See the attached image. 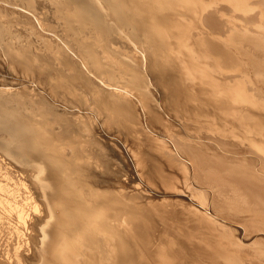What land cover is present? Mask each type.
Returning <instances> with one entry per match:
<instances>
[{
    "label": "bare ground",
    "instance_id": "obj_1",
    "mask_svg": "<svg viewBox=\"0 0 264 264\" xmlns=\"http://www.w3.org/2000/svg\"><path fill=\"white\" fill-rule=\"evenodd\" d=\"M70 2L72 7L71 11L66 9L70 11L66 21L74 29L73 32L75 31V40L63 42L66 45L55 40L59 44H56L54 48L47 47L49 55L45 56L50 61L57 57L59 60L54 61L55 64L53 63L56 66L59 65L58 63H63L60 54L63 55V59L64 56L67 58L64 64L65 68L68 66L75 71L74 75L68 73V77L65 75L67 80L64 77L67 82L68 80L69 82L72 81L73 86L70 84L69 88L71 86L73 88H70V92L77 89V82L72 79L89 75L87 80L90 87H93L90 92L93 94L97 105L93 106L96 107L94 110L84 111L80 109V113H78L77 110L66 109L65 97L63 98L65 101H63V105L66 107L62 109L56 107L53 94H43L41 101L51 99L52 106L61 111L63 117L59 118V115L53 116L52 114V119L47 123L51 129L57 130L58 137L63 139L67 133H70V129H75L73 142L81 154H86L85 151H91L90 147L82 146L83 142L90 143L91 141L95 152L91 151L90 162L88 158L89 163L86 162L85 164L84 160H87L84 158L85 156L81 163L79 161L81 154L75 153V158L69 156L68 154H71L72 151L67 154L68 150L62 144L63 147L58 144L59 149L57 148V150L64 152L63 155L65 154V157L68 158L62 157L56 150L53 151L52 149L55 148L53 143H50L53 146L52 149L51 146H48L49 149H45L43 147L45 144L41 141L43 135L39 134L40 131L38 134L41 139L37 138L36 134L39 128L35 124L33 125L32 121L34 120L28 122L29 120L24 117L23 113V115H19L17 110H13V107L11 108L9 105L10 101L13 100L11 96L14 97L15 93L23 94V88L0 86V208L1 212L4 210L8 213L10 217L8 221H13L14 225L17 226V229L14 228V232H17L18 227L19 229L23 227L22 230L26 229L23 230L24 232L20 230L22 235L25 233L24 237L21 233L15 234L18 236L15 242L18 252L15 259L13 261L7 259V263L40 264L42 261V264H47L49 259L47 257V262H45L46 256L44 257V255L47 251L49 253L50 248L46 250L48 247L46 242H53L54 239V236L51 237L52 235L49 237L50 233L52 234L50 231L52 229L48 231V228H54L53 220L56 218L62 222L63 215L72 214L71 212L66 213L67 210H60L59 205L62 207L65 205L64 203L68 202L66 203L68 207L73 206L75 204L72 199L76 200L81 197V200L82 195L87 199L89 193L83 191L84 189L81 190L85 183L83 185L80 177L82 176L85 182L91 179L88 178V175L91 174V167H97L101 163L104 165V160L108 158L104 159L101 156L102 153L100 154L101 151H105L110 155V159H107L109 163L112 162V159L114 162L119 160V155L123 156L122 159H126L125 166H123L126 168V172L129 166L127 165V155L133 156V160H129V163L132 165L139 182L131 186L122 183L123 188L125 187L126 190L128 188L127 191L123 189L113 191V189L107 191L108 195L106 192V194L104 193L108 197L107 199L110 198V195L112 201L109 200L110 204L104 203L107 204L105 207L107 211L111 213L109 220H104L105 223L101 221L100 217V219L97 218L98 221L93 220L97 222L96 224L100 221L102 225L112 224L114 226L112 233L103 234L98 230L99 238L94 240L95 237L93 238L91 232L90 239L93 238L94 241V243L91 242L92 240L90 241L92 250L83 252L84 259L77 258L75 254H68L67 259L70 264H264V0H132L138 8L136 16L143 20L140 22L142 25L139 21L137 22L136 16L137 19L134 16L130 18V14H127V10L130 9L124 11L125 9H122L124 6L121 8L118 0H70ZM33 13L36 12L33 11ZM2 14L0 13V15ZM17 14L21 16V13ZM35 17L25 18L26 20L29 19L27 21L30 25L37 26L39 29L42 16L40 15L41 21ZM140 26L143 28L141 29ZM86 28H89V31L96 35H104L103 40L99 41L100 46L92 42L87 43L86 36L81 35V33H85L83 31H86ZM143 29L146 32H150L149 29H151L152 35L149 34V37L152 36L153 40L146 39L147 34L144 38L150 42L154 41V45H157L159 50H153L149 46L151 52L148 53L150 50L145 49V41H142L143 44L139 43L138 40L140 39L136 37V32L140 30L142 32ZM70 32L72 33V31ZM141 35L140 37H142ZM64 36L66 35L64 34ZM135 43L142 49H139L140 51L147 52V65H151L156 72L153 75L156 81L153 82L165 87L164 92L171 102L169 106H164L165 103L161 105L155 98L157 92L152 88V85L154 87L155 85L151 81L152 76L149 70L145 74H141L139 67L137 68L135 61L137 54H140L139 58L143 63L144 53L137 52L138 48L135 47ZM18 44L15 43V46ZM123 44L127 45L126 47H129L130 51H123ZM26 46H23L22 49L27 48ZM108 47L121 53L122 56L119 57V61H111L109 56L113 52H109L108 55V50L105 55L110 59L104 58L103 50L105 51ZM10 49L12 51V48ZM31 50L33 49L31 48ZM36 58L35 60H37ZM144 63L146 64V60ZM140 64L139 66H141ZM127 69L134 72L131 78L133 85L130 87L124 85L125 91V89L118 88V72L115 70L125 72ZM93 71L98 73L91 74L90 72ZM69 76H73V78L70 80ZM139 78L144 82H139ZM136 82L141 86L138 87ZM42 83L44 82L42 81ZM38 85L40 84L26 85L27 94L29 96L36 95L39 92ZM69 88L67 87V89ZM26 95L23 94V96ZM70 99L69 101H72ZM32 101L34 100L32 99ZM38 106L39 103L37 108ZM30 110H35V107ZM36 113L34 115H38ZM25 114L27 115L26 112ZM46 117L40 118V120H44ZM76 117L83 118L82 124L79 122L76 124H80L79 127H87L88 132L97 123L101 127L100 130H104V125H106L105 129L114 125L115 130L118 131V136L121 137L118 139L117 135L114 137L111 134L100 133L99 140H95L93 136V139H90L81 132L78 125L72 127L71 122ZM63 120L67 122H64L62 127L58 126L61 129H56V122ZM38 123H36L37 126ZM59 124L61 125V123ZM67 124L72 128H68ZM96 128L92 129L93 135H95ZM43 129L42 127L41 131ZM64 131L66 132L63 134ZM89 133L91 134V132ZM104 138L107 139L106 149L102 147ZM67 140L61 141L67 142ZM70 147L67 146L71 150ZM75 150H77L76 147ZM75 150L73 151L75 152ZM86 156L88 157V155ZM78 163L79 165L76 167ZM73 168H75V172ZM92 180L94 179L92 178L88 184L86 183L87 186ZM78 182L82 183L79 184L80 188ZM141 186L144 187V191L140 188ZM97 187V189H90L91 195L94 193V199H96H93L94 202L98 199L99 202L103 200L101 198L104 194H100V186ZM102 187L101 183L100 190ZM16 189L27 195L25 196L26 199L30 196V199H33L32 195L35 194L34 197L36 196L39 206L36 207L38 209L36 210L34 208L35 203L33 204L34 207L32 205L33 212L30 211L31 213H29L31 217L29 215L28 217L24 216L29 212L28 208L30 210L31 206L26 207V210L22 203H20L21 206L17 205L18 202L16 203L17 206L14 203L11 204L14 205V208H22L23 205V208L28 211L25 212L24 210L25 213L20 210L19 213L10 211L12 206L11 209L7 207L9 204L6 206L5 200H9ZM96 190L98 191L96 192ZM18 191H16L17 195ZM92 191L94 192L92 193ZM55 193L57 195L58 193L63 194V196L58 195V198ZM16 194L12 197L16 198ZM66 195L70 199L72 198L70 206V199L65 200ZM98 195H101V198ZM106 196H104L105 202L108 201ZM24 201L26 202L25 199L22 202ZM28 201L26 202L27 205ZM30 201L32 202V200ZM90 201L92 200L90 199ZM54 202H56V207ZM57 202L60 203L58 206ZM76 202L79 204V200ZM94 202H91V205ZM99 202L96 203L101 206L102 204ZM82 203L85 204L84 201ZM104 204L100 207L101 209ZM81 206L83 207V205ZM77 207H74L75 210ZM85 208L90 209V207ZM16 209L18 210V208ZM77 210L81 213L83 208ZM77 210L73 219L80 215ZM92 213L94 214V212ZM92 213L90 214L94 218ZM16 216L17 219H15ZM20 216L23 218L21 219ZM53 216H56L55 219ZM65 217L68 219V216ZM68 220L64 223L70 222V226L73 221L71 218ZM82 220L84 222L81 221V223H86L89 219H86V222L85 219ZM78 221L80 222V219ZM89 221L87 225L92 222ZM50 223L53 224L52 227L49 226L52 225ZM83 223L80 225L74 221L73 224L74 226L79 224L81 227L85 226ZM80 227H69L67 228L69 230L66 231V228L64 230L68 232L70 229H75L76 232ZM94 227L99 228L96 225ZM83 229L82 232L77 231L76 235L79 236L78 233L80 232L85 233V229ZM91 229L90 231H92ZM62 230L60 229L62 235L65 236L66 233ZM55 231L54 235L57 234ZM71 232H68L67 235H71L69 234ZM61 233L57 235H60L59 237L62 239ZM89 233L85 234L89 235ZM88 235L87 237H89ZM83 236V240L87 239L86 235ZM50 238L52 240H49ZM65 238L68 237L65 236ZM14 239L16 238L14 237ZM68 240L67 243L74 241ZM87 240L89 241V239ZM56 241L55 243H58L60 240ZM79 241H74L77 250L79 249L77 246ZM84 242L88 244L86 241ZM67 243L65 242L66 245ZM74 243H69V246L71 247V244L74 245ZM12 244L14 243L12 242ZM50 244L48 245L51 246ZM54 244L52 246L55 247ZM83 247L81 246V248ZM59 248L63 249V244L57 249ZM54 250L53 252H55ZM1 251L5 250L1 249ZM16 251L13 253L15 254ZM58 251L59 253L56 251L58 255L63 254L60 252L62 250L59 249ZM50 256L56 259L55 263L57 258L61 257L60 255V257L55 256V253ZM60 260H58L60 264H63V259L60 258ZM6 261L4 260L3 263ZM59 262L57 263L59 264ZM51 264L53 263L51 262Z\"/></svg>",
    "mask_w": 264,
    "mask_h": 264
},
{
    "label": "rangeland",
    "instance_id": "obj_2",
    "mask_svg": "<svg viewBox=\"0 0 264 264\" xmlns=\"http://www.w3.org/2000/svg\"><path fill=\"white\" fill-rule=\"evenodd\" d=\"M42 1V2H41ZM50 1V2H49ZM119 1V3H120V5H121V8L124 6V8H122V9H125L124 11H126V9H130L132 12L134 11V8H135V13L133 12H131L130 10H127V14L130 16V18H133V16L135 17L136 16V12H137V5L135 4V3H133L132 2V0H118ZM125 2V3H123V2ZM130 1V2H129ZM128 4H127V3ZM152 2V1H151ZM131 3V4H130ZM124 4H127L126 6L124 5ZM135 6H134V5ZM70 5H72L71 4V2H70V0H48V2H47V0H0V13L2 14V15H0V82L2 83V85H1V83H0V86H5V87H13V88H17V87H22L23 89V94H27V92H26V89H25V86L26 85H36V84H40V85H38L39 86V92L36 94L37 95V97H35L36 95H34V96H29V94H27L26 96H23V94L22 93H15V95H14V97L13 96H11V98H13V100L12 101H10V103H9V105H10V107L12 108L13 107V110H17L16 112L19 114V115H25L24 117L26 118V119H28L27 121L28 122H31L32 120H34V121H32V123H33V125L35 124L36 125V127L37 128H41L40 130L38 129V132H37V138H39V139H41V136L43 135V140L41 139V141H43V144H45V146H43V144H42V146L45 148V149H49V147L51 146V144L50 143H53V146L55 147L54 149H52L53 148V146H51V149L53 150V151H57V153H59V154H61L62 155V157H65V154L63 155V153L62 152H60V151H58L57 150V148L59 149V145L58 144H62L63 146H65V148L68 150L67 151V154H68V152H70V151H72L71 152V154L69 153L68 155L69 156H72L73 158H75V153H77V154H81V152H80V150H78V147L77 146H75L74 145V142H73V140H74V137H75V133H74V131H75V129L74 130H72V129H70V133H67L66 134V136L63 138V139H61L62 137H58L57 135V130L56 131H54L53 129H51V127L50 126H48V122H50V120L52 119V117L54 116V115H56V116H58L59 118H61V117H63V116H61L62 114H61V111H59L57 108H55V107H53L52 106V100L51 99H48V100H44V101H41L42 100V98H43V94H46V93H50V94H53L54 95V99H55V102H56V107H59V108H64V107H66L67 106V110L68 109H71V110H77V111H79L80 109H83L84 111H89V110H94L96 107H93V106H96L97 104L95 103V101H94V98H93V94H91V89L93 88V87H90V85H89V83H88V78H89V75H86L85 77H81V78H75V79H72V80H74L75 82H77L76 83V90H79V91H76V90H74V92L72 91V92H70L71 91V87L73 86V84H72V81L71 82H69V80H68V82L66 81L67 80V77H68V75H67V73L69 74V75H74L75 73V71H73V69L71 68V67H68L67 66V68H65V62H66V60H67V58L64 56V59H63V55H61L60 54V56L62 57V61H63V63L61 64V63H58L59 65H54L55 63H54V61L56 62V61H58L59 59L56 57V58H53V60L51 59V61L48 59L47 60V58H46V56L45 55H49L48 53V48L49 47H56V44H59L60 42H62L61 44L63 45L64 43L63 42H65V41H69V42H73L74 40H75V31L73 32V28L71 27V25L68 23V21H66L67 20V17H68V15H69V13L68 12H70L71 11V7L72 6H70ZM128 6H130V7H128ZM21 8V9H20ZM70 8V9H69ZM132 8V9H131ZM31 9V10H30ZM70 10V11H67V10ZM34 12H36V13H33V11ZM66 10V11H65ZM4 11V12H3ZM21 11V12H20ZM26 11V12H25ZM129 11V12H128ZM30 14H29V13ZM17 13H21V16H20V14H17ZM28 13V14H27ZM64 13H66L67 15H65ZM17 14V15H16ZM27 14V15H26ZM33 14H34V16H36L35 18H37L38 17V20L39 21H41L40 19H41V17H40V15L42 16V22L39 24V29H37V26L35 27V26H32V25H30V23L27 21V20H29L28 18H30V16L31 17H34L33 16ZM134 14V15H133ZM14 15V16H13ZM132 15V16H131ZM66 18H65V17ZM25 17H28L27 18V20H26V18ZM137 17V16H136ZM135 17V19H137ZM25 18V19H24ZM63 18H65L64 20H63ZM139 19V20H138ZM137 19V22L139 21V23L141 22V18H138ZM19 21V22H18ZM143 21V20H142ZM15 23V24H14ZM68 23V24H67ZM141 24V23H140ZM41 25V26H40ZM142 25V24H141ZM66 26H68V27H66ZM140 28L142 29L143 27H141L140 26ZM3 29V30H2ZM37 29V30H36ZM39 30V31H38ZM67 30H69V31H67ZM86 31H83V33L84 34H82L81 33V35H84V36H86V40H87V43H90V42H92V43H95L97 46H100L101 44H100V42L99 41H102L103 40V38H104V35L103 34H100V35H96V34H94V32H90L89 31V28L87 29H85ZM150 30V32H151V29H149ZM149 30H147V31H149ZM70 31H72V33L70 32ZM4 32V33H3ZM70 32V33H69ZM146 30L144 31V29H143V31L141 32V30L140 31H138V32H136L137 33V35H136V37L138 38V39H140V40H138L139 41V43L140 44H143V42H144V44H145V49L147 50V48H148V50H150V51H148V53H150L151 52V48H153V50H159L160 48H158V47H156L154 44H155V42L153 41V42H150V41H148L149 40V38H150V40L153 38L152 36V38L151 37H149L150 35H152V33H150V32H146ZM63 33V34H62ZM138 33H140V35L143 33V35H141L142 37H140V35H138ZM145 33V34H144ZM54 34V35H53ZM64 34L66 35V36H64ZM146 34H147V36H146ZM150 34V35H149ZM153 35H154V33H153ZM57 36H59V37H57ZM63 37V39H64V41H63V39H62V37ZM146 36V37H145ZM53 37V38H52ZM64 37H66V38H64ZM81 37H83V36H81ZM147 39L148 38V40H146L145 38ZM55 38V39H54ZM61 38V39H60ZM68 38V39H67ZM74 39V40H73ZM57 42H59V43H57ZM153 40V39H152ZM151 40V41H152ZM8 41H11V42H9L8 43ZM23 41V42H22ZM29 41V42H28ZM143 41V42H142ZM25 42V43H24ZM26 42H28V43H26ZM12 43H13V45H12ZM15 43L17 44V43H19L18 45L20 46H18V45H16L18 48H19V50H18V48L15 46ZM22 43H24L23 45H22ZM30 43V45H28ZM149 43V44H148ZM11 46H14V47H11ZM33 44V45H32ZM151 44V45H150ZM154 46H153V45ZM22 45V46H21ZM25 45H27L26 47L27 48H24V49H22L23 48V46L25 47ZM64 45H66V44H64ZM124 45V44H123ZM122 45V50L123 51H130V48L129 47H126L125 45L123 46ZM148 47H147V46ZM10 46V47H9ZM36 46V47H35ZM144 46V45H143ZM151 48H150V47ZM7 47H8V51H7ZM29 47H30V49H29ZM48 47V48H47ZM135 47L136 48H138L137 49V52L138 53H140V52H143V51H140V50H142L141 48H140V46L137 44V43H135ZM10 48H12V51H11V49ZM14 48V49H13ZM31 48L34 50V52L35 51H37V52H33V50H31ZM38 49V50H35V49ZM41 48V49H40ZM79 48V47H78ZM150 48V49H149ZM23 50V51H21V50ZM26 49V50H25ZM46 49V50H45ZM112 49V50H111ZM113 49L114 48H111V47H108L105 51L103 50V52L104 53H102V55L104 56V58L106 59V60H109L110 58V60L112 61V60H117V61H119V57L120 56H122L121 55V53L118 51V50H115L114 49V51H113ZM140 49V50H139ZM9 50H10V52H9ZM15 52H14V51ZM41 50V51H40ZM43 50V51H42ZM79 50H81V49H79ZM107 50H108V52H107ZM121 50V51H122ZM139 50V51H138ZM21 51V52H20ZM25 51V52H24ZM39 51V52H38ZM72 51V50H71ZM113 53H112V52ZM13 52V54H10V53H12ZM32 52V53H31ZM41 52V53H40ZM44 52V53H43ZM106 52H107V54L109 53V52H111L112 54V56L110 55L109 57L108 56H106L105 54H106ZM9 53V54H8ZM15 53V54H14ZM34 53V54H33ZM45 53H47V54H45ZM144 53V61H143V63H142V61H141V59L139 58L140 57V54H137V60L135 59V61L137 62V68L139 67V69H140V73L141 74H145L146 73V71L147 70H149V72H150V75L152 76V82L153 81H156V80H154L155 78H153V75H154V73H156L155 71H154V69L151 67V65H147V56H146V53L147 52H143ZM23 56H22V55ZM30 54V55H29ZM36 54V55H35ZM53 54V53H52ZM110 54V53H109ZM108 54V55H109ZM118 55V56H115V55ZM17 55V57H15ZM41 55V56H40ZM23 58H22V57ZM31 56V57H30ZM44 56V60L42 59V57ZM115 56V57H114ZM3 57H5V58H3ZM36 57H38V58H36ZM108 57V58H107ZM17 58V59H16ZM34 58V59H33ZM35 58L37 59V60H35ZM40 58V59H39ZM113 58V59H112ZM138 58H139V61H138ZM31 59V60H30ZM11 60V61H10ZM24 60V61H23ZM29 60V61H28ZM35 60V61H34ZM46 60V61H45ZM145 60H146V64L144 63L145 62ZM46 62V63H45ZM50 62V63H49ZM51 62H52V65H51ZM34 63V64H33ZM48 63V64H47ZM54 63V64H53ZM140 63H142V64H140ZM27 64V65H26ZM38 64V65H37ZM82 64V63H81ZM139 64L141 65V66H139ZM40 65V66H39ZM51 65V66H50ZM64 65V66H63ZM147 65V66H146ZM62 66V68H60ZM14 67V68H13ZM32 67H33V69H32ZM39 67V68H38ZM141 67V68H140ZM143 67V68H142ZM144 67H147V68H144ZM66 70H68V71H66ZM71 68V69H70ZM149 68V69H148ZM13 69V70H12ZM15 69V70H14ZM63 69V70H62ZM145 69V70H144ZM20 70V71H19ZM141 70H143V71H141ZM12 71V72H11ZM25 71V72H24ZM56 72V73H55ZM73 72V73H72ZM115 72H118L117 73V83H118V85H119V87L118 88H120V89H122V90H124L126 87H130V86H132L133 85V79H131L132 78V74L134 73L133 71H131V70H126L125 72L124 71H117V70H115ZM52 73V74H51ZM62 73V74H61ZM91 74L93 73V74H95V73H98V72H96V71H93V72H90ZM22 74V75H21ZM24 75V76H23ZM55 75V76H54ZM65 75H67V77L65 76ZM104 75H106L105 73H104ZM40 79H39V78ZM64 77H65V79L66 80H64ZM14 78V79H13ZM71 78H73V76L72 77H70L69 76V79L71 80ZM41 79H43L42 81L44 82V83H42V81H41ZM100 79V78H99ZM9 80V81H8ZM50 81V82H49ZM57 81V82H56ZM65 81V82H64ZM73 81V82H74ZM143 80H140V78H139V82H141V83H143L142 82ZM7 82V83H6ZM11 82V83H10ZM24 82V83H23ZM58 82H59V84H58ZM4 83V84H3ZM63 83V84H62ZM154 83V82H153ZM26 84V85H25ZM44 84V85H43ZM54 84V85H53ZM70 84L72 85L70 88H69V86H70ZM135 84H138V87H140L141 85L139 84V83H135ZM7 85V86H6ZM43 85V86H42ZM66 85V86H65ZM121 85V86H120ZM126 87H125V86ZM154 85H155V87L152 85V88L153 89H155L156 90V92H157V95H156V97L155 98H157V100H158V102L159 103H161V105H163L164 103V106L166 105V106H169V104L171 103L170 101H169V98L168 97H166V94H165V87H163V86H161V85H159V84H157L156 82L154 83ZM17 86V87H16ZM48 86V87H47ZM54 88H53V87ZM137 86V85H136ZM67 87L69 88V89H67ZM123 87V88H122ZM134 87V86H133ZM132 87V88H133ZM42 88V89H41ZM48 88V89H47ZM51 90H50V89ZM53 88V89H52ZM56 88V89H55ZM73 88V87H72ZM46 89V90H45ZM54 89L55 90H57V94H56V91H54ZM45 90V91H44ZM69 90V91H68ZM76 91V92H75ZM125 91H126V89H125ZM163 91V92H162ZM43 92V93H42ZM90 92V93H89ZM41 93V94H40ZM55 93V94H54ZM60 93V94H59ZM22 94V95H21ZM60 95V98H64L65 97V99H66V102L64 101V99L62 100V99H60V98H58V96ZM61 95H62V97H61ZM41 96H42V98H41ZM83 96H84V98H83ZM90 96V97H89ZM57 97V98H56ZM34 100V101H32V99ZM37 98V100H35ZM39 98V99H38ZM71 98V99H70ZM29 99V100H28ZM31 99V100H30ZM68 99V100H67ZM69 99L70 100H72V101H69ZM20 100V101H19ZM60 100V101H59ZM93 100V101H92ZM32 102V103H30V102ZM35 101H38V102H35ZM48 101V102H47ZM50 101V102H49ZM66 103V104H64V102ZM68 101V102H67ZM16 102V103H15ZM34 102V103H33ZM27 103V104H26ZM38 103H39V106H38V108H37V105H38ZM49 104V105H47V104ZM58 103V104H57ZM168 103V104H167ZM36 105V106H33V105ZM41 104V105H40ZM51 104V105H50ZM66 105V106H64V105ZM31 107H29V106ZM59 105H61V106H59ZM71 107H70V106ZM28 106V107H27ZM46 108H44V107ZM47 106H48V108H47ZM73 106V107H72ZM15 107V108H14ZM23 107V108H22ZM26 107H27V109H26ZM34 107H35V110H30V109H34ZM39 107H42V108H39ZM165 108V107H164ZM36 109H38L37 111V113L35 112L36 111ZM39 109H41V110H39ZM44 109V110H43ZM50 111V113H49V111ZM22 110V111H21ZM42 110H43V113H42ZM52 110V111H51ZM27 113V115H29L28 117H27V115L25 114V112ZM31 111H33V112H31ZM41 111V112H40ZM70 111V110H69ZM20 112V113H19ZM29 112V113H28ZM45 112V113H44ZM53 112V113H52ZM58 112H60V113H58ZM23 113V114H22ZM31 113H33V114H31ZM38 114V115H34V114ZM41 113V114H40ZM48 113V114H47ZM78 113H80V111L78 112ZM40 114V115H39ZM42 114H44V116H42ZM52 114H53V116H52ZM39 116V117H38ZM47 116V117H46ZM51 116V117H50ZM44 117H46V119H44V120H40V118L42 119V118H44ZM30 118V119H29ZM35 118H36V120H35ZM39 118V119H38ZM25 119V120H26ZM75 119V120H74ZM77 119V120H76ZM39 120V121H38ZM46 120V121H45ZM40 121H42V122H40ZM73 122H71V125H72V127L75 125V127H77L76 125H78V123L76 124V122H79V123H81V122H83V118H81V117H76V118H73V120H72ZM39 122V123H38ZM44 122H46L45 124L47 125V127L45 128V124H44ZM64 122H67L66 120L64 121H57L56 122V129H61V128H58V126L59 127H62V124L64 125ZM36 123H38V126H37V124ZM42 125H41V124ZM59 123H61V125L59 124ZM82 124V123H81ZM98 124V123H97ZM96 124V126H97V128H96V126H94L96 129H95V135H93L92 134V129L94 128H91V130H89V132H91V134L87 131V127H79V125H78V128L81 130V132L84 134V135H86V136H88L90 139H93V137H94V139L95 140H99V135H101V134H103V133H105V134H111V135H113L114 137H115V135H117L118 136V131L117 130H115L116 128H115V126L114 125H111V126H113L112 128H111V126H108V127H106V129H105V126L106 125H104V130H100L101 129V127L100 126H98ZM44 125V126H43ZM67 126H68V128L70 127V128H72L71 126H69V124H67ZM81 126V125H80ZM42 127L44 128L43 129V131H41L42 130ZM98 127H100V128H98ZM50 128V129H49ZM110 128V129H109ZM110 130V132H109V130ZM112 129V130H111ZM48 130V132H46ZM50 130V131H49ZM108 130V131H107ZM37 131V130H36ZM39 131H40V133H39ZM54 131V132H53ZM102 131V132H101ZM112 131V132H111ZM43 134H42V133ZM49 132H52V133H49ZM66 131H64V132H62L63 134L65 133ZM107 132H109V133H107ZM41 135H39V134ZM48 133H49V135H48ZM87 133V134H86ZM101 133V134H100ZM114 133V134H113ZM52 134V135H51ZM55 134V136H53ZM68 134H69V136H68ZM73 134H74V136H73ZM98 134V135H97ZM47 135V137H45ZM39 136V137H38ZM50 136H52V137H50ZM93 136V137H92ZM45 137V138H44ZM49 137V138H48ZM69 137V138H68ZM121 136L119 135L117 138L119 139ZM48 138V139H47ZM55 138V139H54ZM58 140H57V139ZM52 139V140H51ZM68 139V140H67ZM81 139V138H80ZM83 140H85L84 138H82ZM117 139V140H118ZM44 140H45V142L47 141V143H45L44 142ZM54 140V141H53ZM57 140V141H56ZM61 140H64V141H66L67 140V142H62ZM50 141V142H49ZM58 141H60L59 143H57ZM106 141H107V139L106 138H104V145L102 146L103 147V149H106ZM49 142V143H48ZM57 143V145H56V143ZM72 143V144H71ZM90 143H91V145H90ZM90 143L89 142H87V143H85V142H83V145L82 146H86V148H88V147H90L91 148V151L92 152H95V151H93L94 149H93V143L90 141ZM69 144V145H68ZM87 144V145H86ZM61 145V146H62ZM90 145V146H89ZM49 146V147H48ZM57 146V147H56ZM62 146V147H63ZM67 146L68 147H70V146H72V147H70L71 148V150L69 149V148H67ZM84 146V147H85ZM75 147H76V149L77 150H75ZM65 148H64V151H66L65 150ZM50 149V150H51ZM73 150H75V152L73 151ZM78 151V152H77ZM91 151H85V153L86 154H81L80 155V157H79V161L82 163L83 162V160L82 159H87V160H84V163L86 164V162L87 163H89L90 162V157H91ZM102 153V154H101ZM100 154H101V156H102V158H104V159H106L107 157L110 159V155H108V153L107 152H105V151H101L100 152ZM110 154V153H109ZM86 155H88V157L86 156ZM90 155V156H89ZM85 156V157H84ZM128 156V161H127V165H129L128 167H127V172L125 171V169L126 168H124L123 166H125V163H126V159L125 160H123L122 159V157H121V155H119V160L117 159V161L116 162H114V159H112V162L110 161V163L108 162V158L106 159V160H104V165L101 163V164H99L98 166L97 165H95V166H97V167H91L92 169L90 170L91 171V174H93V175H91V174H89L88 175V178H93L94 180H92L91 181V183L87 186V184L89 183V181L91 180H86L87 182H85L83 179H82V176L80 177L81 178V181H82V183H83V185H84V183H85V185L84 186H82L81 188V190H83V191H85V192H87V193H89L90 195H91V192H90V189L91 190H93L94 188H98L97 186H100L101 187V183H102V189L100 190V187H99V191H101L100 192V194L101 193H107V195H108V192L107 191H110V190H113V191H115V190H125V191H127L128 190V188H127V190H126V188L124 187L123 188V184L122 183H125L124 185H126V184H128V185H135V184H137L139 181H138V178H137V176H136V174L134 173V169L132 168V165L129 163V160H133V156L131 157H129V155H127ZM84 157V158H83ZM65 158H68V157H65ZM88 158H89V162H88ZM106 161V162H105ZM119 162V163H118ZM83 163V164H84ZM106 163V164H105ZM124 163V164H123ZM74 164H76V163H74ZM79 165V163L76 165V167ZM88 165V164H87ZM122 167H121V166ZM130 165H131V168H130ZM101 166V167H100ZM106 166H108V167H106ZM103 167V168H102ZM104 167H106V168H109V169H106V168H104ZM101 169L102 171H100L99 169ZM96 169H98V170H96ZM105 169V170H104ZM73 170H74V172H75V168H73ZM104 170V171H103ZM102 172V173H101ZM132 173V174H131ZM92 177H91V176ZM97 175V177H95ZM100 175V176H99ZM79 178V179H80ZM101 178H103V179H101ZM99 179V180H98ZM134 179H135V182H134ZM104 180V181H103ZM114 180V181H113ZM127 180V181H126ZM132 180V181H131ZM95 181H96V183H95ZM97 181H98V183H97ZM102 181V182H101ZM122 181V182H121ZM101 182V183H100ZM81 182H78L77 184L79 185H81L82 184ZM87 183V184H86ZM93 183H94V185H95V187H93L94 185H93ZM135 183V184H134ZM80 185H79V188H80ZM92 185V186H91ZM105 186V187H104ZM87 187V188H86ZM89 187H91V188H89ZM113 187H115V188H117V189H115V188H113ZM89 188V192L87 191V189ZM93 188V189H92ZM107 189L108 188V190H105V189ZM110 188V189H109ZM121 188V189H120ZM143 191H144V187L143 186H141L140 187ZM19 189H16V191H18ZM105 190V191H104ZM16 191H13V194H12V196H14L15 194H16ZM20 191V190H19ZM18 191V192H19ZM98 190H96V192H97ZM104 191V192H103ZM15 192V193H14ZM17 192V193H18ZM21 192V191H20ZM19 192V193H20ZM24 192V191H23ZM94 191H92V193H93ZM18 193V195L16 196V198L14 197H10V199L9 200H11V201H9V200H5L6 201V206L9 208V209H11L12 208V210H10V211H14V212H16V213H19L20 211H22L23 213H25V212H28V213H26L24 216H27L28 217V215H29V217H31V215L29 214V213H31V212H33V210L31 209V208H33L34 207V205H35V209L36 210H38L37 208V206H39V205H37L38 204V202H37V200H36V196L34 197V193H33V199H30L31 198V196L30 197H27L28 199H26V197L25 196H27V195H25V194H23V193H20L19 194ZM26 193V192H25ZM105 193V194H106ZM56 195H57V193H55ZM89 194H87V199H86V197H84L83 195H82V197L83 198H85L86 200H88V201H86L85 199H81V200H83L84 201V203H85V201H86V203L85 204H87L86 206H85V204H81V202H83V201H81L80 200V198L81 197H79L78 199H76L77 201L79 200V204H76L77 202H76V200L75 199H72V201H73V203L75 204V205H73L74 207H77L78 205H79V207H77L76 208V210L77 209H81L82 210V208H83V210H82V212L84 213V216L82 217V215H83V213L81 212L80 213V211L78 212V210H77V213L78 214H80V215H77L76 217H75V219H73L74 217H73V215H75V212H76V210H75V208L71 205V203H72V201H71V199L69 198V197H67V195L65 196L66 198H65V200L67 199H70L69 200V202H70V204H69V206L70 207H68V205H66V203H68V202H66V203H64L65 205H63L62 203V205L64 206H62V207H60V203L59 202H57L58 204H57V206L59 205V209L61 210V209H63V210H67L66 211V213H69V212H71L72 214H65V212H64V214H65V216H68V219H72V221H73V223H74V221H75V223L76 222H78L80 225L84 222L82 219H85V222H86V219L88 220H90V221H92L91 223H90V225H91V228H90V225H89V223H88V225H87V222L89 221H87L86 223H83V224H85V226H81L80 227V225L78 224V226H74V224L71 222V225L69 226V223L70 222H67V223H64L65 221H67L68 219H67V217H65L64 215H63V217L61 218V221L62 222H60V221H58L57 220V218L55 219L54 217H56V216H53V218L55 219V220H53L54 221V228L52 227L53 226V224L52 223H50V224H52V225H49V226H51L52 228H48V231L50 230V229H52V230H50L51 232H52V234L50 233V232H48V233H50V235H49V237L51 236V237H53L54 239H55V237H56V239L54 240L53 239V242L55 243V241L56 242H58L59 240V244H61V245H59L58 243H53L52 241H48V243L46 242V244H47V249L46 250H48L49 248V253H45V255H44V257H45V262H47V257H48V259H49V264H51V262L53 263V264H58L57 262H59V261H61L60 260V258H62L63 259V264H70V262L68 261V259H67V255L69 254V255H76V257L77 258H80V259H84V251H90V250H92V246H90V245H92V243L90 244V241L95 237V239L94 240H96L97 238H99V236H98V234H99V232L100 233H103V234H105L106 232H108V233H112V230H113V225L112 224H110V223H107L106 225L104 224V225H102V223H101V221L103 222L104 220L106 221V220H109V216L111 215V213L109 212V211H107V208H105L106 207V205L107 204H110V201H111V196L109 195V199H107L108 197L104 194H102L103 196H102V198L100 197L101 195H98L101 199H103V200H100V202H101V204L103 205L104 203H107V204H104V206L102 207V209L100 208L101 206L98 204V203H96V202H99V199L97 200V201H95L94 202V200H96V199H94V193L90 196ZM23 195V196H22ZM58 195L60 196L61 194H59L58 193ZM57 195V197L59 198V196ZM89 195V196H88ZM21 197V199H20V197ZM61 196H63V194L61 195ZM104 196H106V199L108 200L107 202H105V198H104ZM17 197H18V199H17ZM88 197H90V198H88ZM93 197V198H92ZM26 200V202H27V200H29L28 201V205H27V203L24 201V202H22L24 199ZM63 198V197H62ZM16 199V200H15ZM36 200V202H35V200ZM64 199V198H63ZM62 199V200H63ZM90 199L92 200V201H90ZM94 199V200H93ZM15 202H14V201ZM30 200H32V202L30 201ZM34 200V201H33ZM75 200V201H74ZM110 200V201H109ZM10 203H9V202ZM21 201V202H20ZM81 201V202H80ZM103 201V202H102ZM18 202V203H17ZM91 202H94L92 205H91ZM99 202V203H100ZM109 202V203H108ZM112 202V201H111ZM14 203V205H16V203H17V205H20V203H22L24 206H25V209L27 210V208L26 207H30V210H29V208H28V211H26L23 207V205H22V208H23V210H21L22 208H20V207H16V208H18V210L16 209V208H14V205L12 206L11 204H13ZM30 203V204H29ZM32 203V204H31ZM35 203V204H34ZM5 204H2V205H5ZM34 204V205H33ZM32 205H33V207H32ZM54 205H55V207H56V202H54ZM81 205H83V207L81 206ZM90 205V206H89ZM12 206V207H11ZM21 206V205H20ZM68 207V208H65V207ZM94 208H92V207ZM1 207V206H0ZM11 207V208H10ZM37 207V208H36ZM85 207H90V209L92 208V210H90L89 208V210L88 209H86ZM97 207H99L100 209H98ZM71 208V209H70ZM72 208H74V209H72ZM104 208V209H103ZM3 209V208H2ZM8 209V210H9ZM14 209V210H13ZM16 209V210H15ZM68 209H70V211H68ZM98 209V210H97ZM20 210V211H19ZM24 210H25V212H24ZM35 210V211H36ZM59 210V211H60ZM74 210V211H73ZM85 210H87V211H85ZM3 212H1V208H0V225L1 224H5V226H3V225H1L0 226V234L2 235H0V259H2L1 261H0V264H2L3 263V261L5 260H7V259H11L10 261H13L14 259H15V256H16V254H17V252H18V250L16 251V249H18V248H16V240H17V238H18V234H20L21 233V235H22V232L21 231H23L21 228H23V227H20V229H19V227H18V230H17V232H14L15 231V229L14 228H16L17 226H15L14 225V222L13 221H8L9 220V215H8V213L6 212V211H4V210H2ZM31 211V212H30ZM34 211V212H35ZM6 212V213H5ZM73 212H74V214H73ZM92 213V212H94V214H93V217L94 218H92V215L90 214V213ZM2 213V214H1ZM76 213V214H77ZM57 215V214H56ZM69 215H70V217H69ZM72 215V216H71ZM4 216V217H3ZM8 216V217H7ZM79 216H81L80 218H79ZM95 216H96V218H95ZM2 217H3V219H2ZM6 217V218H5ZM12 217V216H11ZM21 217V216H20ZM26 217V218H27ZM101 218V221H100V223H98V224H96L97 222H95V221H98L97 220V218L98 219H100ZM18 217L16 216L15 217V219H17ZM23 218V216L21 217V219ZM63 218H66V219H63ZM80 219V222L78 221L79 219ZM82 218V219H81ZM92 218V219H91ZM108 218V219H107ZM63 219V220H62ZM77 219V220H76ZM95 221H94V220ZM103 219V220H102ZM3 220V221H2ZM7 220V221H6ZM52 221V222H53ZM57 221V222H56ZM68 221H70V220H68ZM81 221H83L82 223H81ZM89 221V222H90ZM94 221V222H93ZM3 222V223H2ZM5 222V223H4ZM7 222V223H6ZM9 222V223H8ZM63 223L64 224V226H63V224H60V223ZM108 222V221H107ZM13 225H11V224ZM57 223V224H56ZM103 223H105V222H103ZM66 224V225H65ZM67 224H68V227H67ZM96 225V227H99L100 225V227L99 228H95L94 226ZM100 224V225H99ZM9 225V226H8ZM59 225V226H58ZM99 225V226H98ZM15 226V227H14ZM59 228H58V227ZM87 226V227H86ZM5 227H7L6 229H5ZM69 228V227H74V228H78V227H80L78 230H76V232L74 231V230H71L70 229V231H72L71 233H69V234H71L72 235V233H74L75 232V234H73L72 235V237H74V238H72L71 237V235H67L68 234V232H70V231H68V232H66L67 230H69V229H67V228ZM82 227H85L84 229L82 228ZM89 227V228H88ZM105 227H107L108 229H110V230H108V229H106ZM13 228V229H12ZM59 230H58V229ZM64 228H66V231L64 230ZM85 231V233H87V232H90L89 233V235L88 234H85V233H81L82 231V229ZM89 230H88V229ZM7 231L8 229H9V231H7V234H6V231ZM13 231H12V230ZM17 229V228H16ZM54 229V230H53ZM60 229H63L62 231H64L65 233H66V235L65 236H67L68 238H65V236H64V234L62 235V233H61V231H60ZM81 229V230H80ZM90 229L92 230V231H90ZM94 229H97V230H94ZM21 230V231H20ZM26 230V229H25ZM24 230V231H25ZM57 232H56V231ZM81 231L80 233H78L79 234V236H77L76 235V233H77V231ZM86 230H87V232H86ZM98 230H99V232H98ZM4 231H5V233H4ZM20 231V232H19ZM23 231V232H24ZM54 231H55V233H57V234H60L61 233V236H62V239H63V241H62V239H61V237H59L60 235H57V234H55L54 235ZM60 231V232H59ZM83 231V232H84ZM94 231V232H93ZM98 232V233H95V232ZM3 232V233H2ZM59 232V233H58ZM91 232H92V236H93V238L92 239H90V234H91ZM9 233V234H8ZM12 233V234H11ZM17 233V235H15ZM94 233V234H93ZM24 234L25 233H23V235H22V237H24ZM86 235L85 237H87V235L89 236V237H87V239H89V241L85 238V240H83L84 239V236L83 235ZM97 234V236H94V235H96ZM6 236V237H4V236ZM75 235V236H74ZM82 235V237H80ZM100 235V234H99ZM11 238H10V237ZM17 236V237H16ZM14 237L16 238V239H14ZM71 237V238H70ZM76 237V238H75ZM78 237V238H77ZM1 238H2V240H1ZM13 238V239H12ZM58 238V239H57ZM80 238V239H79ZM83 238V239H82ZM4 239V240H3ZM5 239H7V240H5ZM67 239V240H66ZM68 239H70V241L71 240H74L75 242H78V240H80L79 241V243L77 244V246H78V250H77V248H76V243H74V241H71L72 243H74V245L73 244H71V247L69 246L70 244L69 243H71V242H69V243H67L69 240ZM10 240H11V243H10ZM49 240H52V238H50ZM64 240H66V241H64ZM77 240V241H76ZM83 240V241H82ZM3 241H4V243H3ZM6 241V242H5ZM7 241H8V243H7ZM84 241H86L88 244H85V242ZM12 242L14 243V244H12ZM49 242H51L52 244H50ZM62 242H64V243H62ZM65 242L67 243V245L65 244ZM83 242H84V244H83ZM91 242H93L94 243V241L92 240ZM48 244H50L51 246H49ZM55 245V247L57 246V244H58V246L55 248L54 246H52V245ZM62 244H63V249H61V248H59L60 250H62V251H60V252H63V254L62 253H60L59 255L61 256H59L57 253H56V251L59 253V249H57L58 247H62ZM5 245V246H4ZM7 245V246H6ZM65 245H66V247H65ZM74 247H73V246ZM4 247V249H3V247ZM13 246V247H12ZM80 246V247H79ZM81 246H84L83 248H81ZM88 246V247H87ZM11 247V248H10ZM51 247H52V249L55 251V252H53V250L51 249ZM70 247V248H69ZM91 247V248H90ZM7 248H9L8 250H7ZM76 248V249H75ZM81 248V249H80ZM87 248V249H86ZM1 249L2 250H5V251H1ZM11 249H12V251H11ZM66 249V250H65ZM83 249V250H82ZM90 249V250H89ZM14 250V251H13ZM52 250V251H51ZM7 251H8V253L10 252V254H8L7 253ZM16 251V253L14 254L13 252H15ZM52 253H51V252ZM6 252V253H5ZM53 253H55V256L57 255V257H60L59 259L57 258V261H56V263H55V260L56 259H53V256H50V255H52ZM6 254V255H5ZM63 255V257H62V255ZM9 255V256H8ZM11 255V256H10ZM5 258L4 260H3V258ZM6 256V257H5ZM8 256V257H7ZM14 256V257H13ZM10 257V258H9ZM12 257V258H11ZM50 257H52V258H50ZM55 258V257H54ZM50 260H53V261H50ZM59 260V261H58ZM64 260H65V262H64ZM9 261V260H8ZM2 262V263H1ZM48 262H47V264H48ZM67 262V263H66ZM3 264H10V263H7V261H6V263L4 262ZM40 264H42V261H41V263ZM45 264V263H44ZM59 264H60V262H59Z\"/></svg>",
    "mask_w": 264,
    "mask_h": 264
}]
</instances>
